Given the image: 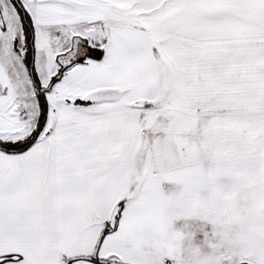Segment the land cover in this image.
Here are the masks:
<instances>
[{"label": "snow or ice", "instance_id": "1", "mask_svg": "<svg viewBox=\"0 0 264 264\" xmlns=\"http://www.w3.org/2000/svg\"><path fill=\"white\" fill-rule=\"evenodd\" d=\"M0 264H264V0H0Z\"/></svg>", "mask_w": 264, "mask_h": 264}]
</instances>
